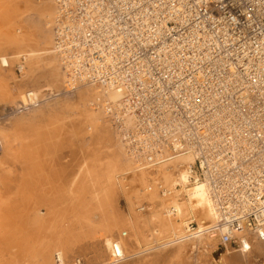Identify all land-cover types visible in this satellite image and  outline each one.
<instances>
[{
  "label": "bare ground",
  "instance_id": "obj_1",
  "mask_svg": "<svg viewBox=\"0 0 264 264\" xmlns=\"http://www.w3.org/2000/svg\"><path fill=\"white\" fill-rule=\"evenodd\" d=\"M128 2H131L129 6L135 3L132 0ZM180 4L174 2L172 6ZM91 10L85 3L81 11L85 16L82 18L90 25L94 24L92 17L105 12L99 4ZM63 15L56 0H0V102L17 106L33 104L36 92L32 88H26L24 92L23 87L29 82L30 74L37 71L39 76L46 75L52 79H57L61 73L72 90L82 86L73 99L62 102V110L59 107L61 111H72L71 116L63 111L67 121H62V116L57 121L58 125H52L50 118L53 117L49 110L48 119L40 120L42 125L32 126L34 120L32 123L28 121L29 124L30 115L27 114L26 117L20 115L25 117L21 118V128L15 129L14 126L8 133L0 131V158H3L0 161L5 160V166L22 162L21 169L27 171L19 169L20 188H17V183H14L16 188L13 184L0 183V207L4 208V211L0 208V264H187L190 258L188 251L196 248L195 240L201 241L198 244L204 250L203 253L198 250L200 264H264V183L249 184L247 188L244 187L245 181L236 184L239 177L241 180L254 177L257 163H264V153L259 155L257 148L261 144L259 139L264 140V102L260 105L252 96L264 95V91L258 94H247L245 88L237 91L233 82L234 79L239 80L241 73H234L232 68L220 69L217 82H213V86L218 84L221 87L220 91L226 98L224 103L218 101L213 89L208 95L200 88L202 93L196 99V88L193 83L188 84L191 86L188 105L183 102L180 108L171 111L188 110L190 122L173 119L171 125L168 121L167 127L173 128L170 135H155L154 141L167 137L164 144L169 140L171 145L159 146V152L147 159L142 150L135 148L134 139L137 137L134 136L138 133L149 137L151 133L144 127L137 132L129 126L135 123L134 120L142 122V117L144 123L154 117L155 121L162 123L170 114L169 110L165 111L169 98L161 97L158 92L153 99L156 110L141 116L127 115L123 117L124 126L120 128L112 115L125 111L119 108L120 98L125 91L131 90L129 82H124L117 70L108 82L98 84L85 82L69 73L73 50L77 51V60L80 61L96 46V39L81 38L84 37L86 21L70 27L68 39L59 38L57 31L68 21V17ZM121 28L109 25L100 29L94 27V30L102 33L122 31ZM137 28L141 33L142 26ZM123 32L129 34L128 31ZM203 34L194 28L192 31L186 29L182 44L193 40L198 52H204L203 56L207 55L206 50L211 54L209 47H203L211 39ZM134 39L130 33L122 40L124 49H117L118 57L121 54L124 57L133 55L132 48L137 44ZM113 41L121 43L118 37ZM229 52L227 49L220 55H209L204 65L216 68L229 65ZM102 60L111 62L107 56ZM132 61L134 67L141 65V58L134 57ZM3 63L8 66L9 73ZM13 70L22 75H15ZM205 70L207 68L198 69L194 76L205 79ZM98 73L101 72L95 70L93 76ZM24 76H28L27 79L21 80ZM112 83L121 89L112 87ZM234 90L237 103L229 100V94ZM212 103L216 105L211 112H206L205 107ZM26 129L35 131L26 133ZM68 133V139L70 137L71 143L76 145L72 157L64 160L60 153L44 157L49 146H53L57 153L58 145L67 143ZM88 133L91 139L89 137L90 140L84 142ZM29 134H33L35 140L28 137ZM10 139L13 143L14 139L17 140L16 147L11 145L12 142L10 144ZM182 140H185L184 146L180 149ZM143 142L148 147L154 144L145 139ZM36 144L43 156L38 160L28 154L33 153L29 148ZM77 148L81 154L79 159L74 158ZM195 157L201 166L206 165L201 179L195 178L198 176L196 171H190L192 168L196 170ZM48 162L53 165L49 171L46 168ZM238 170L247 176L242 177ZM151 172H155L153 180L148 178L147 173ZM191 175L195 176L194 179L190 178ZM5 177L0 179H7ZM11 186L15 188L13 192ZM5 188L13 194L9 193L13 198L11 205L4 198L2 200ZM119 191L125 199L126 212L117 210L115 205ZM67 200L75 208L70 220L64 206H53L58 202L62 206ZM40 206L44 211L39 210ZM17 217L21 218L19 222H16ZM12 224L20 225L21 233L14 237L16 241L20 240L17 246L13 245L15 250L9 251L2 236L5 227ZM83 241L88 242L82 246L79 242Z\"/></svg>",
  "mask_w": 264,
  "mask_h": 264
},
{
  "label": "built area",
  "instance_id": "obj_2",
  "mask_svg": "<svg viewBox=\"0 0 264 264\" xmlns=\"http://www.w3.org/2000/svg\"><path fill=\"white\" fill-rule=\"evenodd\" d=\"M56 1L64 13L63 17H68L66 24L60 27V31H57L59 38L68 39L70 27L86 21L84 37L81 38L83 40L89 37L96 39V46L87 51L86 56H82L80 61L77 60V51L73 50L74 56L70 59L69 73L85 82L98 84L103 81L108 82L113 72L117 70L119 76L124 78V82H129L131 90L125 91L123 93L125 95L120 98L119 108L125 111L112 115V119L115 123L118 122L120 128L124 126L122 119L125 116L131 114L141 116L147 111L156 110V103L153 99L157 97L158 92L161 97L169 98L165 111L169 110L170 114L162 123L155 121L156 117L148 121L151 124L144 123V117H142V122L138 123L134 120L135 123L129 126L137 132L144 127L147 132L151 133L149 137L138 133L134 136L137 137L134 139L135 148L142 150V155H145L147 159H151L159 152V146L171 145L169 140L164 144L167 137L154 141L155 135H170V130L173 128L167 127L168 121L171 125L174 123L173 119H185L190 122L188 110L186 112L171 111V109L180 108L183 102L188 105L191 91V86L188 84L193 83L196 88L194 95L196 99L202 93L201 89L208 95H211L209 90L213 89L218 101L224 103L226 98L220 91L221 87L218 84L213 86V82H217L220 69L232 68L234 73L238 71L241 73L239 80L234 79L233 82L237 91L241 88H245L247 94H258L264 91L262 90L264 86V0H132L135 3L131 6L128 0ZM174 2L181 4L172 6ZM85 3L89 5L90 11L95 4H99L102 10H105L95 17H92L90 13V17L94 19L92 25L82 18L85 17L83 13L81 14ZM109 25H118L122 27V31L108 30L96 33L94 30V27L100 29ZM138 25L142 26L141 33L137 31L139 30ZM132 28L134 32L131 31ZM192 28L211 39L203 45L205 49L209 47L211 54L206 50L207 55L203 56L204 52H198L193 40L182 44L184 32L186 29L192 31ZM123 31L132 33L135 37L133 41L136 40L137 44L135 48H132L133 55L124 57L121 54L118 57L117 49H124L122 45L125 43L122 40L128 38L129 35L124 34ZM115 37H118L121 43L113 41ZM174 42L177 44L174 45ZM227 49L230 50L228 56L231 63L229 65L217 66V68L204 65L209 55H220L223 50ZM103 56L109 57L111 62H104ZM134 57L141 58V65L133 66ZM94 61L97 62L94 64ZM204 68H207L204 71L206 78H196L194 73ZM95 70L101 73L93 76ZM111 86L118 90L121 89L116 83H112ZM219 94L222 95L218 97ZM229 96V100L238 102L235 90ZM252 96L258 104L261 105L264 102V95ZM213 105L216 104L207 105L206 112H211ZM258 109L262 110L260 107ZM249 111L251 112L252 109L250 108ZM143 139L147 142L150 140L154 144L148 147ZM184 141H181L180 149L183 148ZM259 141L261 144L257 148L260 155L264 153V140L259 139ZM172 150L174 151L173 147ZM256 155H258L257 152ZM257 165L258 170L254 177L249 176L244 180H241L235 171L236 178L239 177L236 184L245 181L244 187L247 188L249 184L264 183V163L259 161ZM194 166L196 170L192 168L190 171L192 173L196 171L198 176L191 175L190 178L201 179L206 165L201 166L195 157ZM241 175L242 177L247 176L242 171ZM248 178H251V181ZM261 195L262 193L257 197Z\"/></svg>",
  "mask_w": 264,
  "mask_h": 264
},
{
  "label": "rangeland",
  "instance_id": "obj_3",
  "mask_svg": "<svg viewBox=\"0 0 264 264\" xmlns=\"http://www.w3.org/2000/svg\"><path fill=\"white\" fill-rule=\"evenodd\" d=\"M20 53H22L21 51H20ZM4 65H3V67H6V71H8L7 70V68H8V66L5 64V63H3ZM6 65V66H5ZM16 67H14V69H15ZM5 71V72H6ZM13 72H15L16 73V71L15 70H13ZM8 73H9V71H8ZM22 73V72H21ZM14 74V73H13ZM15 75H22V74H15ZM24 75V74H23ZM28 75V74H27ZM31 75V78H30V76H29V82L27 81L26 82V86L25 87H23V90H24V92H25V89L27 88L28 90H29V88L31 89H33L35 92H36V95L37 96H35L34 95V100H36V101H34V103L32 104H29V105H26V106H23V105H18V106H20V107H18L17 106V104L15 105V103H12V104H9V105H6L5 103L3 104V102H0V129H2V130H0L1 132H5V133H8V132H10L12 129H13V127L15 126V129L17 128V129H19V128H21V124H23V120L21 119V118H25L26 117V115L27 114H29L30 116H29V118H28V120H27V122L29 121L30 123H32L33 122V120H34V123H32V124H34V125H32V126H39V124H41L42 125V123H41V121H46L47 119H48V116H47V114H48V112H49V110H50V115L53 117V118H50V121H52V125H54V126H56V124L58 125V123H57V121H58V119H59V117H62V116H64V118L62 119V121H64V119H66L65 118V113H68L69 114V116H71V114H72V111H70V110H67V109H64L63 111L65 112H63V111H61L64 107H63V105H62V102L64 103L65 102V100H70L71 98L73 99L74 97H75V94H76V92H77V90L79 89V87L81 88L82 86H79L76 90H72V89H70L69 88V86L67 85V81L65 82V80H66V78L64 77V76H62L61 75V73H59V75L61 76V78H60V76L59 75H57V79H52V78H48V76H46V75H43V76H39V71H37V72H34L33 74H30ZM28 77V76H27ZM27 77L26 76H24L23 78H21V80H23V79H27ZM59 77V78H58ZM16 78H17V76H16ZM63 78V79H62ZM60 79V80H59ZM62 79V80H61ZM14 81H16V79H15V77H14V79H13ZM20 80V79H19ZM59 80V81H58ZM13 81V82H14ZM17 83H19V84H21V82H17ZM26 89V90H27ZM74 95V96H73ZM51 105V106H50ZM23 106V107H22ZM9 107V108H8ZM46 107V108H45ZM49 107V108H48ZM61 108V110H60V108ZM41 109H42V111H44V112H46V113H44L43 112V114H42V111H41ZM48 109V110H47ZM60 110V111H57V110ZM22 110V111H21ZM66 110V111H65ZM35 111H37V112H35ZM51 111H52V114H51ZM57 112H58V114H57ZM23 113V114H22ZM31 113V114H30ZM37 113H40V114H37ZM25 114V115H24ZM34 114V115H33ZM35 114H37L38 116H36ZM42 114V115H41ZM63 114V115H62ZM20 115H23V116H25V117H22V116H20ZM46 115V116H45ZM54 115V116H53ZM56 115H58V118H56L57 116ZM56 116V117H55ZM39 119H38V118ZM47 117V118H46ZM44 118V119H43ZM37 119V120H36ZM41 120V121H40ZM61 120V118L59 119V121ZM12 121V122H11ZM15 121V122H14ZM21 121V122H20ZM35 121H37V122H35ZM56 121V122H55ZM65 121H67V119L65 120ZM114 121V120H113ZM14 122V123H13ZM28 122V123H29ZM40 122V123H39ZM54 122V123H53ZM15 123H17V124H15ZM29 123V124H30ZM35 123H37L36 125H35ZM56 123V124H55ZM21 125V126H20ZM17 126V127H16ZM20 126V127H19ZM48 127H50V124H48ZM48 127H46L47 129H49ZM58 127V126H57ZM36 128V127H35ZM52 128V127H51ZM59 128V127H58ZM10 130V131H9ZM45 130V129H44ZM35 130H33V132H34ZM24 132H26V133H31L32 131L31 130H29V129H26ZM32 132V133H33ZM33 134H29L28 135V137H32L33 138V140H35V137L34 136H32ZM86 135V134H85ZM66 136H67V138H66V140H67V143L66 144H63L62 146H60V145H58V147L57 148H59V149H57L56 151H57V153L55 152V151H53L54 150V148H53V146H49L48 148L49 149H47V151H48V153L46 154V155H44V157H49L48 155H50V156H53V154L55 155V154H57L58 155V153H60V155L61 156H63L64 155V160L65 159H69L70 157H72V151H73V149H76V145H73L72 143H71V139H70V137H69V139H68V136H69V133L68 134H66ZM30 137V138H31ZM89 137H90V139H91V136L89 135V133L87 134V138H86V136H84V139H83V141L84 142H88V140H90L89 139ZM29 138V139H30ZM86 140V141H85ZM14 141L16 142V144H15V142L13 143V140L11 141V139H10V144H11V142L13 143V144H11L12 146H14V147H16V145L18 144V142H17V140L16 139H14ZM50 143V142H49ZM15 144V145H14ZM73 145V146H72ZM32 146H35V145H32ZM30 147L29 148V152L31 151V152H33V153H28V154H30L29 156L30 157H34L35 159H40L41 157H43L42 155H41V149H40V147H38L37 146V144H36V146L35 147ZM75 146V147H74ZM32 149V150H31ZM52 149V150H51ZM36 151V152H35ZM64 151V152H63ZM70 151V152H69ZM77 152H76V154H75V157L74 158H76V159H79L80 157H81V154L78 152V148H77V150H76ZM67 152V153H66ZM37 153V154H36ZM33 154V155H32ZM38 155V156H37ZM56 155V156H57ZM80 156V157H79ZM68 157V158H67ZM2 158V157H1ZM0 158V159H1ZM5 158V157H4ZM3 159V158H2ZM62 159V160H63ZM35 161V160H34ZM61 161V160H60ZM1 163V165H0V177H2V176H6L5 178H7V179H3V180H1L0 179V183L3 185V183H9L10 185L11 184H13L12 186L13 187H17L18 186V182H19V177H20V172L21 171H23V169H21V167H23V164L21 165V163L19 162V163H14L15 165H13V163H8V162H10V160L6 163L7 165L5 166V160L3 161H0ZM3 163V164H2ZM10 164V165H9ZM12 165H13V167H12ZM20 165V166H19ZM52 166V167H51ZM5 167H7V168H5ZM13 170H11L10 168ZM25 167H26V164H25ZM46 168H47V170L49 171V170H52L53 169V165L52 164H50V162H48V164H47V166H46ZM4 169H7V170H4ZM21 171H20V170ZM26 169V168H25ZM28 170V169H27ZM14 172V173H13ZM23 172H27V171H23ZM28 172H30L29 170H28ZM31 172H32V170H31ZM16 173H18V174H16ZM154 173V174H153ZM13 174V175H12ZM148 174V178H151L152 180H153V178H155V172H151V173H147ZM147 174H146V176H147ZM153 174V175H152ZM12 176V177H11ZM19 176V177H18ZM23 175H21V177H22ZM35 176H37L36 174H35ZM14 178V179H13ZM154 181H155V179H154ZM14 183H17L16 185L14 184ZM11 186V187H12ZM13 187L11 188V192H13L14 190H15V188L13 189ZM17 188H20V186H18ZM38 188V185L35 187V189H37ZM45 188V187H44ZM7 188H5V190L3 189V191H5L6 193L8 192V189L6 190ZM20 190V189H19ZM10 191L7 193L8 194V196L6 195V193L4 194V192H3V197H2V200H3V198H4V201H8V202H10V205H11V202L13 201V198L10 196L12 193H11ZM9 193H11V194H9ZM50 193V192H49ZM4 195H6V197L4 196ZM13 195V194H12ZM9 197H11L10 199H9ZM5 198H6V200H5ZM9 200H11V201H9ZM3 202V201H2ZM70 202V200H67V203H63V204H61L62 206H59L60 205V203L58 202V203H56V205H53L54 206V208H61V207H63L64 206V208H65V211L67 210V212H66V215H68V217L67 218H69V220L71 219V216L73 215L72 213L75 211V208L73 207V203L71 204V203H69ZM4 203V202H3ZM68 203H69V205H68ZM53 204V203H52ZM115 205H117V210L118 209H120V211L122 210V212H126V210H127V208H126V203H125V199H124V197H123V195H122V193H120V191L117 193V195H116V204ZM5 207V206H4ZM41 207L42 206H40V208H39V210L40 211H44L43 209H41ZM1 209H3V211H4V208H2V207H0ZM11 208V207H10ZM71 208V209H70ZM138 208V207H137ZM71 215V216H70ZM16 219V222H19L20 221V219L21 218H19V217H17V218H15ZM11 220L13 221L14 220V216L13 217H11ZM72 222H73V220H71ZM16 227V228H15ZM19 227H20V225H18V227L17 226H15L14 224H12V225H10V226H6L5 227V229H4V234H3V236L2 237H4V239H6V246L8 247V249H9V251H13V249L15 250V246H17L18 244H17V242H19V241H16V239H14V237L15 236H17L18 234H20L21 233V231L19 232ZM22 227V226H21ZM14 228V229H13ZM26 229H27V231H28V228L26 227ZM6 230V231H5ZM8 230H9V232H8ZM14 231H17V232H14ZM19 232V233H18ZM6 233V234H5ZM29 233V232H28ZM34 234V233H33ZM33 234H31V237H32V235ZM29 237V236H28ZM27 237V238H28ZM31 237H30V239H31ZM36 237V236H35ZM12 238V239H11ZM10 239H11V241H10ZM29 239V238H28ZM13 241V242H12ZM28 241H30V240H28ZM196 242L194 243L195 245H196V248H194V250H189L188 252H190V258L187 260V264H200V262H199V260L197 259V255L199 254V251H201V253H203L204 252V250H202V249H200L201 247H199V244H201V241H198V240H195ZM86 242H88V241H86ZM86 242H79L80 243V245H82V246H84V243H86ZM217 241H215V243H216ZM11 243V244H10ZM30 243V242H29ZM199 243V244H198ZM217 244V243H216ZM13 245H15V246H13ZM86 245V244H85ZM221 245H218V247H220ZM200 249V250H199ZM199 250V251H198ZM8 251V252H9ZM203 251V252H202ZM212 253V252H211ZM214 257V256H213ZM186 263V262H185ZM184 263V264H185Z\"/></svg>",
  "mask_w": 264,
  "mask_h": 264
}]
</instances>
